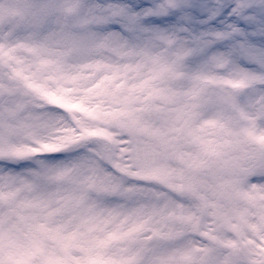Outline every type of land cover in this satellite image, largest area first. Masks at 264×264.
Masks as SVG:
<instances>
[{
  "label": "snow or ice",
  "instance_id": "snow-or-ice-1",
  "mask_svg": "<svg viewBox=\"0 0 264 264\" xmlns=\"http://www.w3.org/2000/svg\"><path fill=\"white\" fill-rule=\"evenodd\" d=\"M0 264H264V0H0Z\"/></svg>",
  "mask_w": 264,
  "mask_h": 264
}]
</instances>
